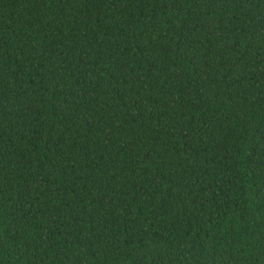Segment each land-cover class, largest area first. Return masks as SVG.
<instances>
[{
    "label": "trees",
    "instance_id": "1",
    "mask_svg": "<svg viewBox=\"0 0 264 264\" xmlns=\"http://www.w3.org/2000/svg\"><path fill=\"white\" fill-rule=\"evenodd\" d=\"M0 264H264V0H0Z\"/></svg>",
    "mask_w": 264,
    "mask_h": 264
}]
</instances>
